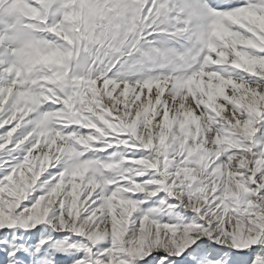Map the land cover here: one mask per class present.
<instances>
[{"label":"snow or ice","instance_id":"snow-or-ice-1","mask_svg":"<svg viewBox=\"0 0 264 264\" xmlns=\"http://www.w3.org/2000/svg\"><path fill=\"white\" fill-rule=\"evenodd\" d=\"M0 264H264V0H0Z\"/></svg>","mask_w":264,"mask_h":264}]
</instances>
